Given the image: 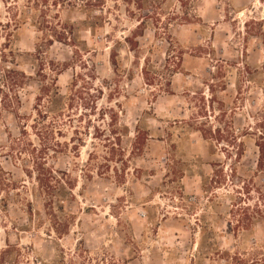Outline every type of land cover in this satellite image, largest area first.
<instances>
[{
  "label": "rangeland",
  "instance_id": "374dc122",
  "mask_svg": "<svg viewBox=\"0 0 264 264\" xmlns=\"http://www.w3.org/2000/svg\"><path fill=\"white\" fill-rule=\"evenodd\" d=\"M259 146L264 0H0V264H264Z\"/></svg>",
  "mask_w": 264,
  "mask_h": 264
},
{
  "label": "trees",
  "instance_id": "16d2710c",
  "mask_svg": "<svg viewBox=\"0 0 264 264\" xmlns=\"http://www.w3.org/2000/svg\"><path fill=\"white\" fill-rule=\"evenodd\" d=\"M3 3L5 4V1H3ZM14 21H15V25H16L15 27H17L20 24V20L14 18ZM7 24L9 25L10 23L8 22ZM62 24L65 25L66 23L63 22ZM65 33H68L67 30H64L63 33L61 32L60 35L56 36V37H58L59 41H66V38H65L66 34ZM7 35H8V37H11V34L8 33ZM14 35H16V34H14ZM7 39H10V38H7ZM8 72H12V70H8ZM21 75H22V80L21 81L19 80V82H15L16 87H19L21 84L24 83V80L28 78V76H26L24 73H21ZM50 86H52V90L49 89V85L43 87L45 90L44 92L46 94L47 99H50V101H48V104H50L52 102L53 96H59L60 95L56 78L52 79ZM42 91H43V89H42ZM40 98H41V96H39L38 99L42 100ZM136 133H137L136 137L138 138V136L140 134L138 127L136 128ZM257 166L260 170H264V148H262L261 146H259V156H258V160H257ZM1 171L4 173V171L2 169H1Z\"/></svg>",
  "mask_w": 264,
  "mask_h": 264
}]
</instances>
